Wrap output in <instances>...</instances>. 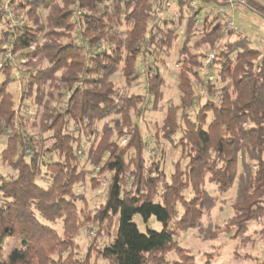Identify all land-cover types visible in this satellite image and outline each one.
<instances>
[{"label":"trees","instance_id":"16d2710c","mask_svg":"<svg viewBox=\"0 0 264 264\" xmlns=\"http://www.w3.org/2000/svg\"><path fill=\"white\" fill-rule=\"evenodd\" d=\"M242 1L264 16L262 1ZM5 5L23 18H11ZM227 7L233 9L228 0H0L1 159L16 173L10 180L0 176V253L9 238L20 242L0 264H91L90 246L83 261L75 258L83 225L97 226V233L104 227L109 235L116 218L118 231L95 249L96 259L197 264L175 237L198 229L204 240L216 239L202 220L212 217L221 196L235 189L228 223L238 232L264 217V49L235 23L226 33ZM180 36L181 96L168 109L162 135H182L188 163L183 173L175 162L168 178L159 166L146 167L148 143L136 121L159 108L166 85L160 66ZM209 53L215 58L207 76L202 67ZM9 55L26 69L1 57ZM118 71L128 88L145 77V94L122 92L112 81ZM17 83L18 101L10 91ZM47 85L58 92H48ZM54 101L61 109L50 106ZM25 116L33 117L35 132H28ZM116 116L119 127L98 129ZM124 139L128 144L120 146ZM108 173L105 203L82 223L78 203L84 198L76 189L88 175L100 187ZM189 187L193 196L187 198ZM137 216L145 224L155 218L161 229L147 225L142 233ZM59 221L60 231L52 226ZM172 253L177 258L169 259Z\"/></svg>","mask_w":264,"mask_h":264},{"label":"rangeland","instance_id":"374dc122","mask_svg":"<svg viewBox=\"0 0 264 264\" xmlns=\"http://www.w3.org/2000/svg\"><path fill=\"white\" fill-rule=\"evenodd\" d=\"M264 3V0H260ZM196 4V2H193ZM241 10L242 14H237L233 17L232 12L229 13L233 17V22L236 25L238 31L244 35H247L252 39L254 47L262 50L264 47V16L251 11L248 7L243 4H236L235 7ZM9 8V7H8ZM10 9V8H9ZM169 12L175 11V6L172 5ZM14 20H21L23 18L22 13H17L18 18H16V13L11 10ZM160 14H162L160 12ZM236 14V13H234ZM242 15V16H241ZM46 13L43 14V17ZM181 37L175 44L172 51V56L165 63V66H160L161 73L165 78L166 85L163 88V98L160 102L159 108L150 111L146 110L138 115L136 123H138L140 130L142 131L143 139L145 140L146 150L144 152V160L147 168L159 166L161 174H166L168 178L174 171L173 165L175 162H179L178 171L186 172V166L188 163L187 150H184V144L181 142L182 135L173 136L174 139L164 138L162 133L163 126L165 124L166 115L168 109L174 108L178 105L181 93L178 89L179 84V72L176 68L178 51L181 44ZM262 39V41H260ZM204 52H208L209 48H203ZM3 59L10 58L21 68L25 70L26 67H22L23 61L16 55L14 57L1 56ZM61 73H59V76ZM194 80V79H192ZM112 81L116 86L122 89V92L128 94V96L142 95L146 92V78L142 77L138 81L134 82L131 88L125 86V79L122 76L121 71H118ZM47 85V91L51 93L58 92V88H49ZM59 86V85H58ZM10 91L14 94L15 99L18 101L21 96V86L20 84H12ZM199 92V91H198ZM202 102H205L203 99ZM33 103L32 99H29L26 104ZM51 103V102H50ZM18 105V103H17ZM50 106L61 109V105L57 104L56 101L52 102ZM29 119L23 120L27 124L28 132L36 131L32 128L34 122L33 117H26ZM119 116L112 117L107 121H103L98 124V129L102 130L104 124H107L109 128H116V122L119 124L121 120L118 119ZM208 120H211V115L209 114ZM116 126V127H115ZM125 132H128L125 129ZM46 137V136H45ZM48 137V136H47ZM98 142V141H97ZM50 143V142H49ZM91 142L83 144L84 148L87 150ZM128 144L127 140L124 139L120 146ZM6 148V142L3 140L0 142V176L7 180L16 176L6 165L2 163L1 154ZM88 170H92L90 166L87 167ZM94 175L87 176V182L82 187L76 189L77 194H82L83 200L78 203L79 209L84 210L81 215L82 223L86 222V215L93 216L97 208L105 203L106 200V186L110 179L109 173L105 177L101 178L102 185L100 187H93L92 177ZM157 178V176L153 177ZM191 186V185H190ZM193 187H189L185 192L187 198L193 196ZM208 190L211 194L216 195L217 188L215 185H208ZM220 202L217 207L212 212V217H204L202 220V226L205 228V232L211 236H217L214 240H204L203 236L199 234L198 229L187 230L185 232H180L175 240L178 245L183 248L184 252L192 256L197 264H206L210 259V264H259L264 260V217L261 219L250 222L249 228L246 232H238L231 226V222L228 223V219L234 215V210L232 209L233 202L235 200V189L231 190L224 196L220 197ZM180 210L182 208L180 207ZM136 223L142 233L147 232V225L151 229L160 230L161 226L156 222L155 218H152L148 224L143 223L142 219L137 216ZM45 223V222H44ZM119 219L116 218L113 222L110 234L107 235L105 228L97 233L98 227L89 225H83V230L80 232L77 238L78 247L75 249V258L83 261L87 255V248L90 246L89 251L93 254L91 255V264H108L102 259H96L95 249L102 247L104 244L112 240L118 231ZM60 231L61 223L52 225ZM232 230V231H231ZM225 231H231L232 234H226ZM215 233V234H214ZM235 233V235H234ZM20 249V242L16 238H9L6 241L3 252L0 253V260L7 259L10 254L16 250ZM68 253L64 254V257ZM58 259V256L54 257ZM176 254L172 253L169 259H175Z\"/></svg>","mask_w":264,"mask_h":264},{"label":"built area","instance_id":"2783aa9c","mask_svg":"<svg viewBox=\"0 0 264 264\" xmlns=\"http://www.w3.org/2000/svg\"><path fill=\"white\" fill-rule=\"evenodd\" d=\"M211 1H216V0H211ZM229 3L231 4V6L234 8L235 5L238 3V4H243V1L242 0H228ZM3 10L11 17L13 18V15L10 11V9L8 8V6H4L3 7ZM156 19H159L161 17V14H160V10L158 9L157 10V13H156ZM225 17L227 19V27H226V33H228L230 30H232L234 28V22L233 20L230 19L229 15L225 14ZM156 23V22H154ZM215 58V55L213 53H209L207 55V58L205 59V62L203 64V67H202V74L203 75H209V66L210 64L213 62ZM210 79H212V77H210Z\"/></svg>","mask_w":264,"mask_h":264},{"label":"crops","instance_id":"0c3cea01","mask_svg":"<svg viewBox=\"0 0 264 264\" xmlns=\"http://www.w3.org/2000/svg\"><path fill=\"white\" fill-rule=\"evenodd\" d=\"M241 10H243L242 8L240 9V7L238 8V6L237 7H234L233 9L231 8V7H227V11L228 12H232V14H233V17L235 16V15H237V14H242L241 13ZM244 11V10H243ZM234 13H236V14H234ZM242 16V15H241ZM260 41H262V39H260ZM262 49H264V47L262 48Z\"/></svg>","mask_w":264,"mask_h":264}]
</instances>
